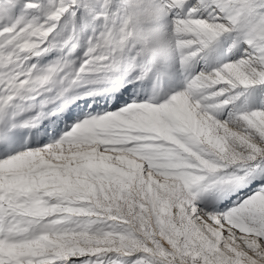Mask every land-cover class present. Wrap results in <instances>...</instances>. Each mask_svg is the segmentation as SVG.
Here are the masks:
<instances>
[{"label": "snow or ice", "instance_id": "1", "mask_svg": "<svg viewBox=\"0 0 264 264\" xmlns=\"http://www.w3.org/2000/svg\"><path fill=\"white\" fill-rule=\"evenodd\" d=\"M0 264H264V0H0Z\"/></svg>", "mask_w": 264, "mask_h": 264}]
</instances>
